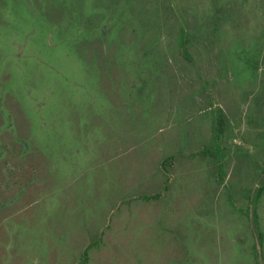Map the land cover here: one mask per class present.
Returning <instances> with one entry per match:
<instances>
[{
    "label": "rangeland",
    "instance_id": "obj_1",
    "mask_svg": "<svg viewBox=\"0 0 264 264\" xmlns=\"http://www.w3.org/2000/svg\"><path fill=\"white\" fill-rule=\"evenodd\" d=\"M0 264H264V0H0Z\"/></svg>",
    "mask_w": 264,
    "mask_h": 264
},
{
    "label": "trees",
    "instance_id": "obj_2",
    "mask_svg": "<svg viewBox=\"0 0 264 264\" xmlns=\"http://www.w3.org/2000/svg\"><path fill=\"white\" fill-rule=\"evenodd\" d=\"M184 42V34H183V37H182V43ZM161 194L157 193V194H145L143 195L144 199H147V200H150V199H155V198H158L160 197Z\"/></svg>",
    "mask_w": 264,
    "mask_h": 264
}]
</instances>
